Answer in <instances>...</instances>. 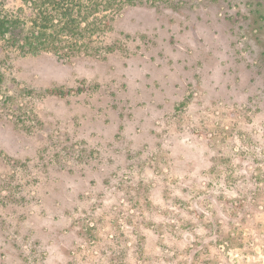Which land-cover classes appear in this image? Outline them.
Masks as SVG:
<instances>
[{
	"label": "rangeland",
	"instance_id": "rangeland-1",
	"mask_svg": "<svg viewBox=\"0 0 264 264\" xmlns=\"http://www.w3.org/2000/svg\"><path fill=\"white\" fill-rule=\"evenodd\" d=\"M105 20L95 55L0 53V264H264V0Z\"/></svg>",
	"mask_w": 264,
	"mask_h": 264
},
{
	"label": "trees",
	"instance_id": "trees-1",
	"mask_svg": "<svg viewBox=\"0 0 264 264\" xmlns=\"http://www.w3.org/2000/svg\"><path fill=\"white\" fill-rule=\"evenodd\" d=\"M167 0H20L12 11L0 10V53L37 57L50 54L69 60L78 54L95 55L114 18L126 7ZM107 14L103 15V12ZM102 41V40H99ZM52 95L70 90L52 88ZM11 107V106H8Z\"/></svg>",
	"mask_w": 264,
	"mask_h": 264
}]
</instances>
